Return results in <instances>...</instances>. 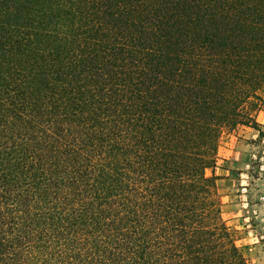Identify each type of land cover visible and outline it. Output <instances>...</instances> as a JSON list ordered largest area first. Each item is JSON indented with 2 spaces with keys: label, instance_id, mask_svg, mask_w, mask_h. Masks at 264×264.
<instances>
[{
  "label": "trees",
  "instance_id": "trees-1",
  "mask_svg": "<svg viewBox=\"0 0 264 264\" xmlns=\"http://www.w3.org/2000/svg\"><path fill=\"white\" fill-rule=\"evenodd\" d=\"M264 86V0H0V264H250L221 135Z\"/></svg>",
  "mask_w": 264,
  "mask_h": 264
},
{
  "label": "rangeland",
  "instance_id": "rangeland-1",
  "mask_svg": "<svg viewBox=\"0 0 264 264\" xmlns=\"http://www.w3.org/2000/svg\"><path fill=\"white\" fill-rule=\"evenodd\" d=\"M255 113L264 132V86ZM222 216L250 264H264V135L250 126L226 129L214 169Z\"/></svg>",
  "mask_w": 264,
  "mask_h": 264
}]
</instances>
